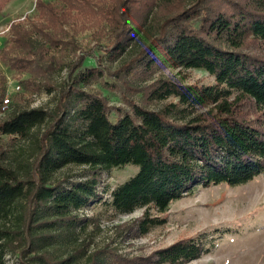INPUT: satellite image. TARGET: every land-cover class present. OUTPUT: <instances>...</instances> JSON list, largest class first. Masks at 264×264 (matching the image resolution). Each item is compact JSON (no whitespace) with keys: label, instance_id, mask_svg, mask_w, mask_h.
Returning <instances> with one entry per match:
<instances>
[{"label":"trees","instance_id":"obj_1","mask_svg":"<svg viewBox=\"0 0 264 264\" xmlns=\"http://www.w3.org/2000/svg\"><path fill=\"white\" fill-rule=\"evenodd\" d=\"M9 2L0 0V13ZM35 8L36 18L10 24L2 54L9 68L29 74L24 86L46 89L54 105L11 102L0 116V264L200 258L207 235L146 256L92 247L83 234L99 217L81 213L93 204L115 217L142 210L117 227L125 238L142 237L195 187L245 185L264 173V0H37ZM86 30L102 52L97 67L86 63L93 49L82 50L76 39ZM115 60L111 71L105 64ZM158 68L202 69L213 83L163 76L136 83ZM112 74L142 91L144 102L130 93L128 108L113 111L89 89ZM16 140L30 142L27 155L8 148ZM129 164L136 174L112 190L99 187L105 172ZM71 165L83 168L79 176L56 177Z\"/></svg>","mask_w":264,"mask_h":264},{"label":"rangeland","instance_id":"obj_2","mask_svg":"<svg viewBox=\"0 0 264 264\" xmlns=\"http://www.w3.org/2000/svg\"><path fill=\"white\" fill-rule=\"evenodd\" d=\"M36 1L10 0L0 13V106L6 95L9 96L10 102L21 103L23 106L51 108L54 105L53 96L46 89L37 91L34 87L24 86L29 74L9 68L2 54V49L10 38V24L19 21L28 22V19L36 18ZM76 39L82 50L93 49L92 56L95 58L87 59L86 63L99 66L98 58L103 56L97 40L93 39V30L82 31ZM78 54H81V51ZM105 65L114 71L119 66V60L107 62ZM66 74L65 70L56 74L54 81L59 82L66 77ZM160 76L189 84L213 83V77L205 70L192 69L179 72L173 68H158L150 77L137 79L136 83L144 87ZM106 79L114 83L116 88H107L104 84ZM124 82L117 81L113 74L106 75L98 79L89 89L104 95L113 111L117 108H128L125 98L130 93L131 98L136 102H144L142 91L132 90L126 87ZM18 84L21 89L16 91L14 87ZM162 103L151 106L156 107ZM6 145L12 152H20L24 155H27L32 147L30 142L22 140L13 143L8 141ZM82 170V167L71 165L58 171L56 177L75 178ZM137 170V166L129 164L105 172L101 176L99 187L112 190L117 184L136 174ZM109 193L110 191L105 197H108ZM141 213L142 210H137L130 215L115 217L112 211L102 204H93L81 214L98 216V227L89 224L83 237L92 239V247L108 248L122 256L132 257L149 255L184 238L207 235L211 241L210 247L190 264H264V173L245 185L217 184L210 187L203 185L195 187L187 196L175 200L170 205L165 224L152 228L142 237L125 238L119 234L118 225L142 216ZM8 264H13L9 258Z\"/></svg>","mask_w":264,"mask_h":264},{"label":"built area","instance_id":"obj_3","mask_svg":"<svg viewBox=\"0 0 264 264\" xmlns=\"http://www.w3.org/2000/svg\"><path fill=\"white\" fill-rule=\"evenodd\" d=\"M14 88L16 91L21 89L19 84L16 85ZM2 102L3 103L0 106V114H4L9 109L10 104H11V102L9 100V96L8 95L4 96V98L2 99Z\"/></svg>","mask_w":264,"mask_h":264}]
</instances>
